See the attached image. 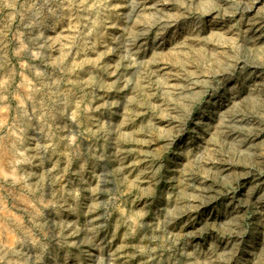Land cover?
I'll list each match as a JSON object with an SVG mask.
<instances>
[{"label":"rangeland","instance_id":"obj_1","mask_svg":"<svg viewBox=\"0 0 264 264\" xmlns=\"http://www.w3.org/2000/svg\"><path fill=\"white\" fill-rule=\"evenodd\" d=\"M0 264H264V0H0Z\"/></svg>","mask_w":264,"mask_h":264}]
</instances>
